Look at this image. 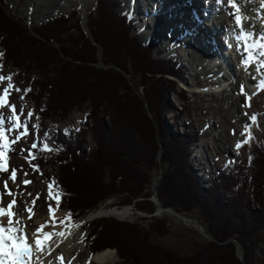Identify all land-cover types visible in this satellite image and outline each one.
<instances>
[{"label": "trees", "instance_id": "obj_1", "mask_svg": "<svg viewBox=\"0 0 264 264\" xmlns=\"http://www.w3.org/2000/svg\"><path fill=\"white\" fill-rule=\"evenodd\" d=\"M122 7L119 0H97L88 16V31L78 10L29 28L0 0L1 64L11 63L23 74L36 72L24 96L33 114L40 121L56 117L60 124L73 110L89 105L73 136L67 131L49 133L37 164L49 157L58 163L60 204L76 221L116 197V207L133 205L153 214L157 206L145 190L152 172L160 163L166 165L157 186L163 207L180 214L197 211V220L215 239L193 257L183 256L152 244L154 235L169 234L165 220L152 218L143 228L102 218L84 226L92 255L115 249L124 264H243L233 244H222L235 239L245 263L251 264L245 237L264 228V146L252 140L247 162L226 166L208 190H202L187 165L194 132L187 126L179 133L173 124V133L162 124L173 111L169 96L175 91L174 76H180L179 63L159 51V41L143 42L133 17ZM99 62L104 66L98 67ZM14 78L20 85L27 75ZM136 79L142 99L130 97ZM181 98L183 116L188 100L185 94ZM88 135L95 143L92 149L85 148ZM230 181L234 197L224 204L217 190L224 185L231 190ZM246 186L251 187V197ZM212 248L220 252L214 256Z\"/></svg>", "mask_w": 264, "mask_h": 264}, {"label": "rangeland", "instance_id": "obj_2", "mask_svg": "<svg viewBox=\"0 0 264 264\" xmlns=\"http://www.w3.org/2000/svg\"><path fill=\"white\" fill-rule=\"evenodd\" d=\"M1 1L4 4V8L7 9V11L10 14L18 17L25 25H28L29 28L39 26L41 24H45L47 21L52 20L61 15H70L73 10H78L82 23L87 31H88V28H87L88 16L90 12L94 9L95 4L97 2V0H93L88 5L89 8L87 12L85 11L86 12L85 15H83L82 13V10L85 7V5L83 4L84 1L81 0L80 1L81 3L78 4V7L69 6L65 12L56 14L55 16H52L50 18H45L42 20L40 19V12L44 10V4L45 5L46 3L52 4L60 0H1ZM142 1L144 2V0ZM119 2L123 6L122 10H125L130 15L134 16L133 21L136 22L139 28L138 31L141 32L140 39L144 41L145 43H149V42L151 43L156 40L159 41V45H160L159 51L166 52L165 56L169 55L172 61H177L179 63L178 75L180 76H174L173 81L175 84V91L170 92V96H169V100L171 101L173 111H169L166 114V117L162 119V124H165L171 127L170 132H173V133L175 132V128L172 127L173 124L176 128H178L179 133H181L183 129H186L187 126L189 127L190 130L194 132L193 144L191 148L187 151V154H188L187 165L191 169V171L194 172V175L197 179V183H199V186L202 188V190H205L206 192V190H208L209 186L211 185V181L212 182L216 181L218 174L222 172V170L226 166L233 164V163L234 164L236 163L245 164L247 162L248 153H249L250 148H249V145H245V141H248L249 139L248 133L250 131L253 134V135L251 134L253 140L256 141L258 144L264 146V97L260 99L261 103H260V100L257 99L253 104H251L250 100H248L249 97L247 98H244L242 96L240 97V93H238L237 91V87L239 86V83L233 85L232 87L233 92H231V96L235 99L243 98V100L241 99L238 102V107H241V109L239 110L242 111L243 113H239L234 118H231L228 124L224 121L223 123H221L222 125H217V127H215V130H212V125H213L212 122L215 120L217 114L214 111L210 110L208 107H210L209 104L211 102L213 105V109L222 110L221 103L218 101L215 102L212 97L207 98L205 94H208V93L203 92L202 94H198L199 90H197V87H200V85H202L200 81H202L204 85L206 84L208 85L209 83L212 82V79H211L212 74H209V71L212 68V64L215 70L213 74H215L216 76L215 79H217L219 84H221L222 80L225 79V74L222 73V71H225V70L217 66V63L215 61L214 62L212 61L213 63H210L208 60H206L207 63L201 64L203 62L202 61V50L201 49L199 50L198 44L185 45L184 46V49L186 51V53L184 52L185 56L180 51V49L178 50V48L174 46V44L173 45L166 44L167 43L166 37L170 33L168 32V29L166 28L167 24L164 22V20L162 21L164 23H161L159 22L160 20H158V18L157 19L155 18L156 20L155 21L153 20V24L152 23L148 24V22H150V17L153 18L155 15L152 12H150V14L148 15V10L151 8L150 6L152 2L147 3L146 5H143V2L138 0L137 7L142 9L141 12H143L144 14L142 13L138 14V12H135L134 9L126 5L125 0H119ZM132 3L136 5L134 1H132ZM147 8L149 9L146 10ZM207 9L208 7H200V9H198V12H193L192 14H190V16L191 17L193 16L195 22H197L198 13H200L201 14L200 16L202 18L204 17L203 24L208 23V25L211 26V23L214 21V19L213 18L205 19L206 13L207 14L209 13L210 15H212L210 11ZM182 11H183V15H185V12L189 14V7H187V9H184ZM218 15L219 17H223V13H220ZM181 18H182V15H181ZM154 23L155 24L157 23V25L158 24L159 25L158 26L155 25L153 27ZM187 33L188 32L185 31V35H188ZM183 36L184 35H182L181 37ZM1 37H2V34H0V53H2V47H1L2 38ZM180 38L178 39L184 42V40H181ZM197 39H199L198 36H197ZM169 43H171V41H169ZM207 50H208L207 56L211 57L212 52H209V49ZM101 54L102 52L100 50L99 51V61L101 58ZM234 56L235 55L233 54V57ZM1 59H2V56L0 55V77H4L5 79L3 81H0V95L3 94V90L5 88H8L9 84H12L13 87L8 89L9 91V95L7 96L8 102L5 106L0 108V112H3L5 116L11 115L12 114L11 105L15 104L17 115L20 114L21 110L23 111V115L20 116L21 124H23L25 120H28L29 113H31L32 116H31V119L28 120V125H27L28 135L21 137L17 143L11 145L14 151H9L6 153L8 170L0 171V193H3L6 191L4 185H5V181H7L8 189H11V191L17 195L16 197H14L16 198V204L13 207V209L18 207V204L20 203V198L25 197L24 201H26L27 198L31 199V197H34V196L36 199L43 202L42 206L45 209L44 202H46L47 200L46 196H49L50 200H52L51 207L55 208L57 210V213L62 215V220L66 223L76 225L81 220L85 219L89 214L76 221L71 216H69L66 210H63V207L60 204L61 203L60 190L58 189V186H57L58 179L60 177L58 163H54L51 157H49L47 161L44 162L40 166L37 164V158L33 159L32 156H35V157L38 156L39 150L44 148L46 144V141H45L46 137L53 130H58L59 132L67 131L69 136L71 135L73 136L74 132L72 131L77 130L78 124L80 121L84 119V115L87 112L89 105L84 106L83 109H80V110L78 109L73 110L68 115L67 119H65L60 124H56L59 121V119L56 117H53L46 121H40L39 117L36 116V114H33L31 106H28L24 102V96L28 93L27 92L28 86L30 82H32V80L34 79V73L36 72H32L30 74L25 72L24 74L27 75V79L25 81L22 80L19 85L18 83H14L13 80L15 79L14 78L15 76H19V77L23 76L24 75L23 70L22 72L18 71L17 67L13 66L11 63L5 66H2ZM233 60L235 61V64L233 62L230 65L233 69H235L234 67L237 66L236 65L237 59H235L234 57ZM185 64L189 65V68L191 69L190 73L187 70L188 66H186ZM207 65H209L208 68L205 67ZM101 66H104V65L101 62H99L98 67H101ZM8 77H11L10 81L7 79ZM226 77H227V74H226ZM136 80L137 81H135V84H134L136 86L132 87L133 92L135 93L130 94V97L135 98L136 95H139L141 96V99H142V96L144 95V93L142 91V88L139 87L140 85L139 80L138 79ZM241 81H243V79ZM202 86L200 88H203ZM17 88H19L20 91H16ZM238 88L240 89V92H242L243 86L240 85V87ZM203 91H204V88H203ZM193 92H195V94H193ZM222 93H223V88H220L219 92L215 94L216 98L219 100L223 99L224 95ZM184 94L186 95L188 104L185 107V110H186L185 114L181 116L180 110L182 109L183 102H184L181 96H183ZM259 98H260V95H259ZM224 105H225V108H228L230 104L228 101H225ZM258 108L260 110L259 113H257ZM260 115H262V117L259 118ZM239 116L241 117H240V122L238 124L237 131H236V129L234 130L235 127L233 126L236 123V120L239 118ZM253 116L256 117L255 123L252 122ZM175 117L179 118V120L177 121L176 120L177 118ZM108 120H109V116L106 118L107 122ZM258 122L260 124H258ZM33 125H38V127H33ZM225 129L227 130V134L232 141L231 147H229L231 151L230 152L222 151L221 153L218 154L217 152H220V151H216L213 149L209 150L208 147L206 146V142H207L206 140H210V142H213L214 140L212 136L209 135V132L213 133L216 139L218 138L222 139V136L224 135L223 131ZM22 131L23 130L19 132H22ZM19 132L8 133L9 140L14 139L17 135H19ZM196 138L197 140L195 141ZM33 143L37 144L36 148H32ZM204 143L206 147L205 146L203 147ZM238 143L242 145L239 148H237ZM94 147H95V143L92 139V136L88 135L85 148L92 149ZM159 160H160V157H159ZM29 161L31 162L29 163ZM36 165L39 166V170H36V168L34 167ZM13 169L16 170L15 182H13V180L10 179ZM166 169H167L166 165H161L160 163L159 168L155 169L152 172V183L151 185H149L148 191L145 190V192L151 193V197L149 198V200L157 206V209H158V205L157 203H155V200H154V194H155L154 183L156 182L155 180L159 175H161L162 177V173ZM25 173H27V175H25ZM161 177L159 178V180L161 179ZM25 180L31 181V183L25 184L24 183ZM159 180H157V186L159 184ZM13 183L16 185V188L13 187ZM228 184L231 190L227 188L228 185L221 186L217 190V196L224 204L227 203L232 197H234V192L236 189L235 185L233 184V181H230ZM156 191H157V187H156ZM246 191L247 193H249L251 197V187L250 186L248 187L246 186ZM6 196L7 195H4L2 197V201H0V203H2L5 207L9 202L13 200V198L7 199ZM10 196H13V195H10ZM157 197H158V193H157ZM35 198L31 199L34 202V207L31 209V212L33 213V216H35V219H37L39 215V211H38V208H36L37 203L35 202ZM57 200H59L58 205H57ZM138 201H143V199H139ZM117 202H118L117 197L114 199H109L106 202L100 204L98 208L95 209L94 211L107 210V209L108 211L113 210V209L120 210L125 207H131L130 208L131 214L125 220H120L115 217H104L103 216V218L116 219L117 221H120V222L137 224L143 228H147L148 224L152 222V218L165 220L167 222V225L170 228L169 234L165 236L154 235L151 240L153 245L160 246L169 251H175L176 253H180V255H183V256L193 257L194 254H197L203 248H205V245L207 243L214 242L215 240L207 234L204 227L203 228L205 230V233L209 239L205 238L203 234H201L198 231L197 228L188 225L187 223L183 222L180 218H177L168 213L157 214L156 213L157 209H156V211L153 214H146V213L138 211L133 205L125 206V207H116ZM14 213L16 215L13 218L20 217V216L24 217L25 210L22 212H18L17 210L16 211L14 210ZM28 213H30V211H28ZM96 213L94 212V214ZM181 215L184 217L190 218V219H195V220L199 218V214L197 211H194L193 213L181 214ZM6 219L8 220V217H6ZM218 224L219 223L217 222L216 225ZM259 225H261V223H259ZM17 227H22V224L17 225ZM23 228L25 229L24 226ZM38 229H41V228L35 227L34 229H27V230L30 233H37ZM259 232L260 233L257 234L256 236L249 235L245 237L247 248L250 251L251 264H264V228L261 229ZM40 233L41 232H39L38 234ZM228 241H235V239H230ZM227 242L222 243V244H224L225 246ZM217 244L222 246L221 243H217ZM233 245L235 246V244ZM108 250H113L115 252L116 264H124V261L121 260V258L118 256L117 251L115 249H108ZM75 251L77 253L83 252L84 253L83 258H81V260L78 262L77 261L78 254H77L72 257L70 261L71 264L90 263L94 259V256L96 255V254L92 256L90 255L87 244L85 243L84 230H83V242L77 245V247L75 248ZM210 252L214 256H216V253L220 251H216V249L212 248V251ZM235 253L237 256V249ZM244 261H245V256H244ZM183 264H186V263H183Z\"/></svg>", "mask_w": 264, "mask_h": 264}, {"label": "bare ground", "instance_id": "obj_3", "mask_svg": "<svg viewBox=\"0 0 264 264\" xmlns=\"http://www.w3.org/2000/svg\"><path fill=\"white\" fill-rule=\"evenodd\" d=\"M80 1L81 0H60L52 4L46 3V5L44 4V10L40 12V19L43 20L45 18H50L52 16H55L56 14L65 12L69 6L78 7V4L81 3ZM83 1H84L83 4L85 5V7L82 10V13L83 15H85L89 8L88 5L93 0H83ZM132 1H134L136 5L133 4ZM139 1L143 2L142 0H139ZM125 2L127 6L134 9L135 12H138V14L139 13L144 14L143 12H141L142 9L137 7L138 0H125ZM150 2H152L150 6L151 10L149 8H147L146 10L149 9L148 15L150 14V12L154 13L155 15L153 14L154 15L153 18L150 17V22H148V24H151V23L153 24V20L155 21L157 18L158 20H160L159 22L161 23L165 22L167 24L166 28L168 29V32L170 34H168V36L166 37L167 38L166 39L167 43L165 42L166 44H172V45L174 44V46L178 48V50L180 49V51L184 54V56L186 53L184 49L185 45L198 44L199 50L200 49L202 50V61L203 62L201 64L207 63L206 60H208L210 63H213L215 61L217 63V66L225 70V71H222V73L225 74V79L222 80L221 84H219L217 79H215L216 76L215 74H213V72H215L213 68V64H212L211 70L209 71V74H212V77H211L212 82L209 83L208 85L206 84L207 85L206 86L204 85L202 81H200V83L204 86L203 92L208 93V94L204 93L205 96L207 98L212 97L215 102L217 101L220 102L221 107H222L221 108L222 110H216V109H213V105L211 102L209 104L210 107L208 108L217 114L215 120L212 122L213 123L212 130H215V127H217V125H222L221 123H223L224 121L228 124L231 118H234L239 113H243L242 111L239 110L241 109V107H238L239 100L241 99L243 100V98L235 99L231 96V92H233L232 90L233 85L239 83V86L237 85L238 87H240V85L243 86V89H242L244 90L243 92H240V89L238 87H237V91L238 93H240V97L242 96L244 98H247L249 96L250 99L248 100H250L251 104H253L257 99L260 100L261 98L264 97V92H263L264 89L261 90V88L257 86L253 90H250L251 86L249 84L256 85L260 83L259 80L261 79V77L259 75L260 74L264 75V69H261V71H257V66L254 63H252L248 67H245V65L243 64L242 61L246 53L243 52V48L240 45V42H236L235 40L236 34L239 32V29L235 25L234 16L230 14L234 12V9L229 7L227 4L219 3L218 0H144L143 5H146L147 3H150ZM238 2L242 4V7L240 10H241L242 15L246 17V19L244 20L245 29H250L254 32L259 33V31L262 28H264V20L262 19L264 18V6H261L260 0H249L248 3H243V0H238ZM187 7H189V14L185 12V15H183L182 10L187 9ZM200 7H208L207 10H209L212 15H210L209 13L208 14L206 13L207 17L214 19V21L211 23V26H209L208 23L203 24L204 17L202 18L200 16L201 15L200 13H198L197 22H195L193 16L192 17L190 16V14H192L193 12H198V9H200ZM220 13H223V17H219L218 14ZM181 15H182V18H181ZM163 20L164 22H162ZM155 25H157V23L156 24L154 23L153 27ZM207 27L210 29H208ZM185 31L188 32L187 33L188 35H185ZM228 33H230V37ZM182 35L184 36L181 37ZM196 35L199 37V39H197ZM178 38H180L181 40H184V42L180 41ZM169 41H171V43H169ZM229 41H231L232 51L229 52L230 53L229 56H226L224 51H222V48L223 46L226 47ZM204 47L209 49V52H212L211 57L207 56L208 50L205 49ZM232 52H235L234 57L235 59H237V62H236L237 66L234 67L235 69H233L230 65L233 62L235 64V61L233 60ZM185 65L188 66L187 70L190 73L191 69L189 68V65L188 64H185ZM208 66L209 65L205 67L208 68ZM226 74H227V77H226ZM242 79L243 81H241ZM220 88H223L222 94L224 95L223 99L221 100L217 99L215 96V94L219 92ZM193 94H195V92H193ZM259 95H260V98H259ZM225 101H228L230 104L228 108H225V105H224ZM260 103H261V100H260ZM259 112L260 110L258 108L257 113ZM240 117L241 116H239V118L236 120V123L233 126L235 127L234 130L236 129V131H237L238 124L240 122ZM260 117H262V115H260L259 118ZM252 122L254 121L252 120ZM258 124L260 123L258 122ZM223 132H224V135L222 136V139L220 138L216 139L215 135L209 132V135H211L212 138L214 139L213 142H210V140H206L207 141L206 146L208 147L209 150L213 149L216 151H220V152H217L218 154L221 153L222 151H225V152L231 151L229 147H231L232 141L227 134V130L225 129ZM250 133L252 134L251 131ZM204 146H205V143L203 144V147ZM156 184H157V180H156ZM13 187L16 188V185L14 183H13ZM16 196H17L16 194H14V196L7 195L6 198L10 199ZM32 198H35V196L31 197V199ZM46 198L47 200L46 202H44L45 209L42 206L43 202L35 198V202L37 203L36 208H38V211H39V215L37 219H35V216H33L32 212L28 213V209H32L34 207L33 201L29 198H27L26 201H24L25 197L20 198V203L18 204V207L15 209H12L13 212L14 210L15 211L17 210L18 212H22L25 210L24 217L20 216V217H16L13 219L20 220V224H22V227L23 226L25 227L26 233H30L28 232L27 229H34L35 227L41 228V226L43 225H48V226L42 228V230L40 231L41 233L38 234L40 238L43 239V233H48V232L53 233L52 237L46 240L44 244V251L42 253H36L32 257V264H71L70 261L72 257L77 254H78L77 261L79 262L81 258H83L84 253L83 252L77 253L75 251V248L77 247V245L83 242V230H84V225L86 224L84 223L85 219L81 220L76 225H72V224L64 222L62 220V215L57 213V210L55 208H52L51 212L48 210L49 204L52 203V200H50L49 196H46ZM130 214H131L130 209L125 207L120 210L114 209L112 211L110 210L108 211V209L100 210L99 212L96 213V216L101 215V218H102V216L106 217V216L113 215V217L115 218H118L120 220H125ZM6 217L7 216L2 218L3 223L5 224L7 223ZM55 233H62V235H56ZM29 242L30 243L33 242V239L31 237L29 238ZM37 256L39 257V259H37ZM61 257H63L62 260H61ZM87 264H116V254L113 250L102 251L96 254L94 256V259L90 263H87Z\"/></svg>", "mask_w": 264, "mask_h": 264}, {"label": "snow or ice", "instance_id": "obj_4", "mask_svg": "<svg viewBox=\"0 0 264 264\" xmlns=\"http://www.w3.org/2000/svg\"><path fill=\"white\" fill-rule=\"evenodd\" d=\"M221 4H227L229 7L234 9V12L230 13L234 16L235 25L239 29V32L236 34V39L240 42L243 52L246 53L243 59V64L245 67L250 66L252 63L257 64V71L264 69V28H262L259 33L254 32L250 29H245L244 27V17L241 13L242 4L238 0H218ZM249 0H243V3H248ZM261 6H264V0H260ZM264 19V18H262ZM2 55V53H0ZM5 78L0 77V81H3ZM9 81L11 77L7 78ZM13 85L9 84L8 88L3 90V94L0 95V108L7 104V96L9 95V88H12ZM258 87L264 89V80H261ZM30 90V89H29ZM16 91H20L19 88ZM250 99V97H249ZM11 115L5 116L3 112H0V171H7V157L6 153L9 151H14L11 147L12 144H15L23 136L28 135V120L31 119L32 114L29 113L28 120H25L23 124L20 122V116L23 115L21 110L20 114H16L15 104L11 105ZM252 120L255 122L256 117L253 116ZM7 125V127H6ZM33 127H38V125H33ZM23 128L22 132H19L14 139L9 140L8 133L18 132L19 129ZM249 139H251V133H248ZM247 142V141H245ZM240 143L237 144V148L241 147ZM37 144L33 143L32 148H36ZM48 146L45 145V148ZM31 155V153H30ZM35 159V156H32ZM31 161H29L30 163ZM36 170H39V166H34ZM27 175V173H25ZM10 179L15 182L16 179V170L13 169ZM25 184L31 183V181H24ZM5 192L0 193V201L4 195H13L14 193L11 189L7 187V181H5ZM51 188V186H50ZM34 203V202H33ZM16 204L15 198L9 202L6 207L0 203V264H32V257L36 253H42L44 251V244L46 240L50 239L53 233H43V239L40 238L38 233L42 230L43 227L48 225L41 226V229L37 230V233H26L23 227H17L20 224L19 219H13L16 215L12 209ZM59 200H57V205ZM31 212V209H28ZM49 211H52L51 204H49ZM7 216V223H3L2 218ZM71 216V213H69ZM56 235H62V233H55ZM33 239V242H29V238ZM37 259L39 257L37 256ZM63 257H61V260Z\"/></svg>", "mask_w": 264, "mask_h": 264}, {"label": "water", "instance_id": "obj_5", "mask_svg": "<svg viewBox=\"0 0 264 264\" xmlns=\"http://www.w3.org/2000/svg\"><path fill=\"white\" fill-rule=\"evenodd\" d=\"M161 177V175H159L156 180H159V178ZM155 180V181H156ZM155 185V194H154V200H155V203H157L158 205V209L156 211L157 214H161V213H168L170 215H173V216H176L178 218H180L183 222L187 223L188 225L192 226V227H195L198 229V231L203 234V236L205 238H208L206 233H205V230L203 228V226L195 219H190V218H187V217H184L182 216L181 214L177 213L176 211L172 210V209H166L163 207L161 201L159 200V198L157 197V191H156V187H157V184L156 182L154 183ZM128 209H130L131 207H127ZM114 210V209H113ZM99 210L97 211H93L91 212L84 220V223H87V222H90L92 220H95V219H98V218H101V215L100 216H96V214H94V212H98ZM112 211V210H110ZM93 215V216H92ZM111 217H113V215H110ZM110 216H106V217H110ZM103 217V216H102ZM209 239V238H208ZM235 244L236 246V249H237V256L239 258V260L245 264V261H244V254H243V251L241 250V247L240 245L236 242V241H228L226 244Z\"/></svg>", "mask_w": 264, "mask_h": 264}]
</instances>
